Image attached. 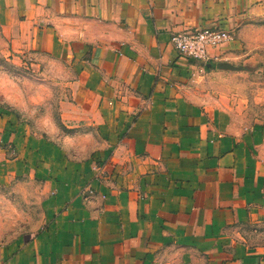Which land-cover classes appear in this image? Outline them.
<instances>
[{"label":"crops","instance_id":"crops-1","mask_svg":"<svg viewBox=\"0 0 264 264\" xmlns=\"http://www.w3.org/2000/svg\"><path fill=\"white\" fill-rule=\"evenodd\" d=\"M264 0H0L22 59L51 61L70 88L57 142L0 108V183L30 178L45 209L0 264H264V126L210 83L243 60ZM231 32L207 63L175 33Z\"/></svg>","mask_w":264,"mask_h":264},{"label":"rangeland","instance_id":"rangeland-1","mask_svg":"<svg viewBox=\"0 0 264 264\" xmlns=\"http://www.w3.org/2000/svg\"><path fill=\"white\" fill-rule=\"evenodd\" d=\"M243 35L244 71L215 77L214 97L224 101L238 121L264 126V16L246 25ZM53 62L22 59L0 31V108L17 114L31 131L48 140L63 142L67 130L63 105L70 88L60 82ZM40 184L30 178L0 183V243L33 236L45 209Z\"/></svg>","mask_w":264,"mask_h":264},{"label":"built area","instance_id":"built-area-1","mask_svg":"<svg viewBox=\"0 0 264 264\" xmlns=\"http://www.w3.org/2000/svg\"><path fill=\"white\" fill-rule=\"evenodd\" d=\"M235 40L231 32L218 29H204L175 33L171 42L176 50L184 57L207 63L210 51L220 48Z\"/></svg>","mask_w":264,"mask_h":264},{"label":"water","instance_id":"water-1","mask_svg":"<svg viewBox=\"0 0 264 264\" xmlns=\"http://www.w3.org/2000/svg\"><path fill=\"white\" fill-rule=\"evenodd\" d=\"M218 68L221 69V70H228V71H233V72H242V71H244V67L235 66V65H233L231 63H227V62L218 64Z\"/></svg>","mask_w":264,"mask_h":264}]
</instances>
